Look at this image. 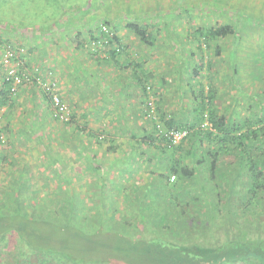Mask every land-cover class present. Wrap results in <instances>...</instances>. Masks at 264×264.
Segmentation results:
<instances>
[{
  "label": "trees",
  "instance_id": "1",
  "mask_svg": "<svg viewBox=\"0 0 264 264\" xmlns=\"http://www.w3.org/2000/svg\"><path fill=\"white\" fill-rule=\"evenodd\" d=\"M104 25L113 36L99 29L82 41V34L77 35L82 48L99 60L125 50L111 23L97 26ZM131 27L141 41L150 43L147 29ZM207 31L204 37L213 41L234 34L231 26ZM139 79L144 101L149 87L157 98L151 80L145 75ZM40 92L51 111L50 97ZM1 94L5 98L8 93ZM250 100L258 110L241 121L234 115L218 116L213 92L209 104L201 102L199 123L193 126H179L161 116L165 129L188 131L178 145L162 138L156 125L147 122L150 134L136 138L142 152L159 153V169L130 186H125V177L108 192L110 180L93 152L89 168L99 177L88 183L98 184L97 190L90 188L89 206L72 194V183L64 181L61 161L50 145L40 165L52 172L49 181L55 187H70L51 193L45 185L30 192L35 180L30 164L20 175H10L5 193L13 202H0V264H264V104L257 96ZM206 111L215 132L201 127ZM100 132L91 131L89 139L93 142ZM117 149L113 144L107 151Z\"/></svg>",
  "mask_w": 264,
  "mask_h": 264
},
{
  "label": "crops",
  "instance_id": "2",
  "mask_svg": "<svg viewBox=\"0 0 264 264\" xmlns=\"http://www.w3.org/2000/svg\"><path fill=\"white\" fill-rule=\"evenodd\" d=\"M120 5L124 8L120 14L113 13L105 22L111 23L115 28L117 42L125 50L107 60L91 56L79 44L77 35L82 34L86 38L90 33L96 32L97 24L89 21L84 22L87 27L84 31H79L78 22L73 21L69 25L71 31L67 32L61 27L45 35L39 32L37 35L26 34L20 29L15 30L0 23V91L6 92L7 89L4 84L5 67L2 65L6 46L26 48L31 63L55 72L63 100L69 102L77 113V127L88 129L89 134L96 127L98 131L109 129L113 144L118 148L115 153H110L111 166L116 165L119 174H129L126 176L128 180L137 176L138 181L142 176L148 177L160 159L159 153L153 150L145 149L146 153L142 152L140 138H136L150 134L149 126L142 118L145 101L139 77L145 75L155 86L159 110L166 119L187 127L199 123L196 87H199L197 80L200 74L199 68L192 63L196 52L192 50L188 55L185 49L193 48L189 45L191 41L199 43L200 37L205 36V31L201 27L193 31L191 27L185 30L171 25L164 18L165 13L141 10V0H125ZM143 11H146L145 15L142 14ZM132 24L147 29L151 34L149 44L138 38ZM191 88L193 90L190 94L185 92ZM4 106L8 140L4 146L6 154L3 158L12 161V166L8 164V169L21 171L25 164H30L31 156L39 157V161H46L44 147H50L58 141L54 132H48L49 135L45 133L46 127H54L56 124L51 120L45 123L41 113L36 112L37 108L47 107L51 115L46 97L34 86H26L12 102ZM29 108L32 110L28 112ZM66 126L72 132H77L70 125ZM87 133V138H77L81 145L77 147L73 157V171L81 170V166L89 171L92 165L89 157L93 155V142ZM47 136L51 139L47 140ZM40 141L47 145H42ZM51 149L54 153V147ZM94 154L98 156L97 153ZM16 162H20V165L17 166ZM142 162L145 164L140 167Z\"/></svg>",
  "mask_w": 264,
  "mask_h": 264
},
{
  "label": "rangeland",
  "instance_id": "3",
  "mask_svg": "<svg viewBox=\"0 0 264 264\" xmlns=\"http://www.w3.org/2000/svg\"><path fill=\"white\" fill-rule=\"evenodd\" d=\"M123 2L125 0H0V23L5 25V27L7 25L15 30L20 29L26 34L37 35L39 32L45 35L53 31V29L61 27L69 32L71 31L70 23L75 21L78 22V30L84 31L87 28L86 24H84L85 21L100 25L109 19L108 17H111L113 13L120 14V11L124 9L120 5ZM141 2V10H151L157 14L165 13L164 18L168 22L170 21L171 25H177L185 30L191 27L195 31L201 27L205 31L204 35H207L209 28L217 30L224 26H231L234 29V34L214 41L209 40L207 36L200 37L199 43L195 41L189 42V45L193 46L192 49H185L188 55L192 50L196 52V58L192 59V63L194 67L199 68L200 74L197 80L199 87H196L197 109L201 102H205L204 100L211 96V92L216 95L215 103L219 117L234 115L237 121H241L244 116H249L252 112L257 111L258 109L251 102L250 96H257L259 100L261 98L264 104V0H141ZM145 12L143 11L142 14L145 15ZM100 28L96 26L95 29L100 30ZM87 38L88 36L83 39ZM175 41L179 42L180 40ZM55 77L59 82L56 75ZM192 90V88L187 89L185 92L190 94L189 92ZM201 92H203L202 97L200 96ZM155 100L158 104L159 98L157 97ZM65 102L69 105L74 116H76L75 121H77L78 116L73 106L69 102ZM144 108L142 109V116L145 119L143 118V120L149 122L143 114ZM30 110L32 109L29 108L28 112ZM36 112L41 113L45 123L51 120L52 123L56 124L54 127H46L45 133L48 134L51 131L56 134L55 137L58 141L52 145L55 150L53 154L56 160L61 161L59 167L64 172V181L69 180L72 186L57 184L59 187L57 185L55 187L49 181L53 177L52 172H48L40 165L45 161L43 159L39 161V157L29 155L32 157L29 160L32 169L31 173L36 180H34L30 192L32 190H41L45 185L50 188L49 192L51 193L55 188L64 190L70 187L72 194L79 195L85 201V204L89 206L90 192L92 191L90 188L94 187V190H97L98 184L91 186L88 183L89 181L92 182L91 179L94 176L97 178L99 175L90 170L86 171L82 166L80 167L81 170L73 171L71 166L74 163L73 157L76 149L81 145L80 139L77 138H87L85 135L89 130L87 129L84 134H80L81 130L74 121L70 127L74 130L76 129L77 132H72L66 126L67 124L51 119L52 117L47 107L37 108ZM26 115L28 116L29 114ZM81 125L83 126L82 121ZM148 126L150 128V123ZM94 131H98L97 127ZM100 131L96 135L97 138L93 141L92 149L93 152L98 154L97 161L102 164L103 173L110 180L107 188L109 192L114 190L115 182H123L127 174H119L116 171L117 166H111V152L108 153L107 148L113 145L114 142L109 134V129H101ZM60 137L61 139H59ZM0 146L2 147L0 148V202L3 200L12 203L13 197L5 193L7 182L13 177L10 175H20L21 173L17 169L15 171L14 168L8 169V164L12 166V161L3 158L6 154L5 147L1 144ZM48 148V145L45 146L46 150ZM227 161L231 162L232 160L227 158ZM15 164L19 166L20 162ZM158 169L157 167L152 168V172ZM137 179V176H132L130 180L127 179L125 186H130ZM44 194L46 192H41V196ZM29 195L34 196L32 193ZM123 200V196L120 195V203Z\"/></svg>",
  "mask_w": 264,
  "mask_h": 264
},
{
  "label": "built area",
  "instance_id": "4",
  "mask_svg": "<svg viewBox=\"0 0 264 264\" xmlns=\"http://www.w3.org/2000/svg\"><path fill=\"white\" fill-rule=\"evenodd\" d=\"M100 33L106 36H113L114 33L110 27L101 26ZM2 65L5 67L4 84L7 86V96L4 98L0 91V143L7 145V133L5 126V106L12 102L26 86H34L40 89L51 99V115L54 120L63 124L74 122L76 119L69 105L63 100L60 93L59 82L57 81L53 70H44L39 64L31 63L29 53L24 47H14L7 45L2 55ZM6 98L8 101H5ZM5 102V103H4ZM209 103V99L205 101ZM4 104V105H3ZM144 116L152 124L156 125L158 134L165 140L178 145L185 140L188 135L187 130L165 129L162 125L161 114L157 109L153 90L149 87V97L144 104ZM208 111L205 112L206 121L202 128L215 132L213 123L209 120ZM76 115V114H75Z\"/></svg>",
  "mask_w": 264,
  "mask_h": 264
},
{
  "label": "clouds",
  "instance_id": "5",
  "mask_svg": "<svg viewBox=\"0 0 264 264\" xmlns=\"http://www.w3.org/2000/svg\"><path fill=\"white\" fill-rule=\"evenodd\" d=\"M209 100H210V97H207ZM205 101H206V99H205ZM206 103V102H205ZM207 104V103H206ZM209 104V103H208ZM209 113V112H208ZM6 126V125H5Z\"/></svg>",
  "mask_w": 264,
  "mask_h": 264
}]
</instances>
